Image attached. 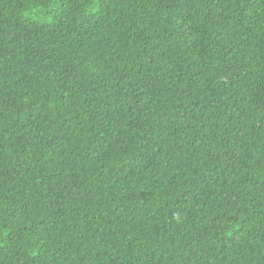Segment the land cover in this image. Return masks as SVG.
<instances>
[{
  "label": "trees",
  "instance_id": "obj_1",
  "mask_svg": "<svg viewBox=\"0 0 264 264\" xmlns=\"http://www.w3.org/2000/svg\"><path fill=\"white\" fill-rule=\"evenodd\" d=\"M0 264H264V0H0Z\"/></svg>",
  "mask_w": 264,
  "mask_h": 264
}]
</instances>
